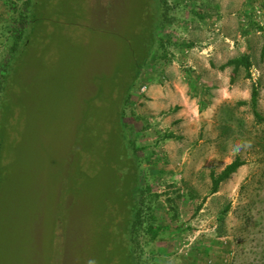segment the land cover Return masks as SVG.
<instances>
[{
	"label": "rangeland",
	"instance_id": "374dc122",
	"mask_svg": "<svg viewBox=\"0 0 264 264\" xmlns=\"http://www.w3.org/2000/svg\"><path fill=\"white\" fill-rule=\"evenodd\" d=\"M38 1L35 33L9 57L28 7L0 0V264H127L131 180L109 105L144 38L141 1ZM164 1L158 33L169 38L123 113L145 220L133 247L140 264H264V26L254 18L259 8L264 20V0ZM243 52L251 78L241 69L230 85L231 68L218 67ZM253 84L262 120L237 103ZM237 156L244 164L211 194V171ZM149 222L163 229L155 240Z\"/></svg>",
	"mask_w": 264,
	"mask_h": 264
},
{
	"label": "trees",
	"instance_id": "16d2710c",
	"mask_svg": "<svg viewBox=\"0 0 264 264\" xmlns=\"http://www.w3.org/2000/svg\"><path fill=\"white\" fill-rule=\"evenodd\" d=\"M140 22L137 20L136 27L139 28V32L143 31V37L141 40L136 42V56L135 51H131V60L132 65H129L128 68L125 70V76L122 85L116 87L114 98L118 100L116 106L109 105V110L113 113L115 119L112 121V130L113 125L115 124L119 130V135L117 137V143L122 146V158L127 160V174L131 180V189L129 194L127 195V202L128 205L125 207L127 212H124L125 215V230H126V245L122 248V251H125V260L127 264H140V256L135 252V248L133 247V242L135 239V235L137 237L140 229L142 228L144 220V216L141 213L140 206L138 204L137 198V188L139 185V178H138V165H137V157H136V146H134L133 141L128 137L127 131L125 129L123 123V113L125 106L128 100L131 98L132 93L131 90L133 87H137V82L141 77V73L143 70V65L148 60L150 55L154 51V46L157 41L161 42L167 40V38H163V36L158 33V28L161 26L163 21L161 20V16L163 9L161 8V4H159V0H140ZM39 2L38 0H25V3L28 7V20L25 26V14L19 12L15 17L12 26L14 29L16 28L17 31L12 36V45L9 51L10 54L13 52H18L24 45L25 40L31 38L32 34L35 33L34 22L37 20V15L39 14L38 9L36 8V4ZM162 3L165 4V1L162 0ZM142 15V16H141ZM143 20V22L141 21ZM147 21V22H146ZM23 26L20 28V26ZM28 28V30L24 32V29ZM142 29V30H141ZM137 34V33H136ZM168 43V41L166 42ZM264 52V44L262 46V53ZM8 57V58H9ZM8 62V59L6 60ZM4 64V67H6ZM251 58L250 55L246 52L239 54L238 56L232 57L228 59L226 62L219 65V70H224L225 68H231V72L229 75V84L233 85L237 80V76L239 71L242 69L245 73L246 78H251ZM188 71V70H187ZM185 72V80L189 82L192 80L190 72ZM195 79V78H194ZM107 87L110 88L112 85L110 81L100 83V90L98 92H106ZM112 96V94H111ZM113 97V96H112ZM258 98H259V90L256 84L252 85L250 99L247 102L246 100H240L237 103L239 105H244L249 103L252 108V112L254 116L262 120V116L257 108L258 105ZM198 110L203 111L205 109L204 102L198 101ZM114 123V124H113ZM168 138L172 137L167 136ZM244 164V161L239 157H235L230 163L225 165V167L218 173L211 171L210 178H211V186L209 192L211 194L218 191L219 186L222 182L226 181L230 178V176L237 171V169ZM226 208L222 211L224 215L226 213ZM129 216V217H128ZM150 218L154 219V216L151 215ZM163 229L154 222H149L144 228L143 233L149 234V238L155 240L159 235H161ZM137 242V241H136ZM207 250H204V253Z\"/></svg>",
	"mask_w": 264,
	"mask_h": 264
},
{
	"label": "built area",
	"instance_id": "2783aa9c",
	"mask_svg": "<svg viewBox=\"0 0 264 264\" xmlns=\"http://www.w3.org/2000/svg\"><path fill=\"white\" fill-rule=\"evenodd\" d=\"M254 18H255V21L259 22V24H261V25L264 26V23H263L264 20H262L261 9H259V8H258V9H255V11H254ZM146 89H147L146 85H143V86L140 88V90H141L142 92H144Z\"/></svg>",
	"mask_w": 264,
	"mask_h": 264
},
{
	"label": "clouds",
	"instance_id": "9594fccd",
	"mask_svg": "<svg viewBox=\"0 0 264 264\" xmlns=\"http://www.w3.org/2000/svg\"><path fill=\"white\" fill-rule=\"evenodd\" d=\"M89 264H93V262L89 261Z\"/></svg>",
	"mask_w": 264,
	"mask_h": 264
},
{
	"label": "crops",
	"instance_id": "0c3cea01",
	"mask_svg": "<svg viewBox=\"0 0 264 264\" xmlns=\"http://www.w3.org/2000/svg\"><path fill=\"white\" fill-rule=\"evenodd\" d=\"M206 50V49H205ZM214 55H216V54H214ZM228 68V67H227ZM226 69V68H225Z\"/></svg>",
	"mask_w": 264,
	"mask_h": 264
}]
</instances>
